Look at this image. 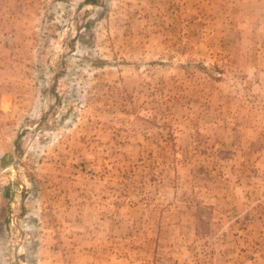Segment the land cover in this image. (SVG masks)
Listing matches in <instances>:
<instances>
[{"label":"rangeland","instance_id":"374dc122","mask_svg":"<svg viewBox=\"0 0 264 264\" xmlns=\"http://www.w3.org/2000/svg\"><path fill=\"white\" fill-rule=\"evenodd\" d=\"M0 26V264H264V0H0Z\"/></svg>","mask_w":264,"mask_h":264},{"label":"crops","instance_id":"0c3cea01","mask_svg":"<svg viewBox=\"0 0 264 264\" xmlns=\"http://www.w3.org/2000/svg\"><path fill=\"white\" fill-rule=\"evenodd\" d=\"M11 13V12H10ZM2 26H0V43L1 44H4L5 42L6 43H9L10 42V38H8V34H5L4 35V31L5 30H2ZM12 32V31H11ZM13 33V32H12ZM3 53V52H2ZM1 55V54H0ZM0 58H2L3 59V56L1 55L0 56ZM2 59H0V64L3 62V60ZM6 94L5 93H1L0 94V131L2 130V128L5 126V122L3 121H1V120H3V109H4V107H3V105H2V98L5 96ZM6 135H4V134H2V132H0V142H5L6 143Z\"/></svg>","mask_w":264,"mask_h":264}]
</instances>
